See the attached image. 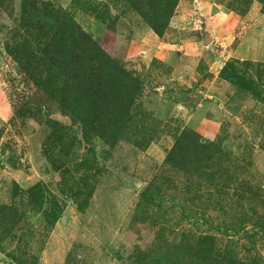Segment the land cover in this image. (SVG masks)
<instances>
[{"label":"rangeland","instance_id":"obj_1","mask_svg":"<svg viewBox=\"0 0 264 264\" xmlns=\"http://www.w3.org/2000/svg\"><path fill=\"white\" fill-rule=\"evenodd\" d=\"M166 2L0 0V264H264V0Z\"/></svg>","mask_w":264,"mask_h":264},{"label":"trees","instance_id":"obj_2","mask_svg":"<svg viewBox=\"0 0 264 264\" xmlns=\"http://www.w3.org/2000/svg\"><path fill=\"white\" fill-rule=\"evenodd\" d=\"M174 1H177V0H167V2H166L167 3V6H169L170 9H172V7L174 5L173 4ZM87 41H88V39H86V41L84 40L83 43L84 42H87ZM94 45L95 44H91L90 46L87 47V49H88L87 51L89 52V54L90 53L91 54L88 55V56H86L85 58H83V66H81V64L79 63V65L77 67V69H79V70L80 69L81 70H84V74L82 76H79L78 77V80H80L82 84H84L82 82V80L87 81V84L89 85V87H85V85H83V88H85V89L86 88L92 89V87L96 88V82L95 81H97V79L98 80L99 79H102V77H103V76H99L100 73H101L100 72V67L98 66V64H96L98 61L101 62V60H100L101 57L100 56L101 55L103 56V54H100L99 48H97L96 50H93V49H95ZM93 61H94L95 65L93 64ZM82 67H84V68H82ZM110 74L113 77V72L112 73L110 72ZM105 79L108 80V78L106 76H105ZM98 84L99 85H102L103 83L102 84L101 83H98ZM104 85H105V83H104ZM104 85H102V86H104ZM92 92H94V90H92ZM96 96H97V98L99 100L102 99V97L99 96V93L98 92H96ZM101 101H103V100H101ZM95 106L99 107L98 105H95Z\"/></svg>","mask_w":264,"mask_h":264}]
</instances>
